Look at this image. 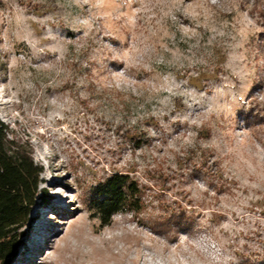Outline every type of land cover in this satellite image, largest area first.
Masks as SVG:
<instances>
[{
  "label": "rangeland",
  "instance_id": "374dc122",
  "mask_svg": "<svg viewBox=\"0 0 264 264\" xmlns=\"http://www.w3.org/2000/svg\"><path fill=\"white\" fill-rule=\"evenodd\" d=\"M0 119L43 169L0 264H261L264 0H0ZM114 172L147 207L103 226Z\"/></svg>",
  "mask_w": 264,
  "mask_h": 264
},
{
  "label": "trees",
  "instance_id": "16d2710c",
  "mask_svg": "<svg viewBox=\"0 0 264 264\" xmlns=\"http://www.w3.org/2000/svg\"><path fill=\"white\" fill-rule=\"evenodd\" d=\"M42 171L34 160V147L29 140L15 134L0 119V262L16 254L18 231L35 204ZM202 173L209 175V170ZM145 197L146 187L137 179L129 173L114 172L91 188L86 204L106 226L116 213H142L147 207ZM194 224V214L183 208L172 209L168 216L155 218L150 225L154 231L177 233L180 229L192 231Z\"/></svg>",
  "mask_w": 264,
  "mask_h": 264
}]
</instances>
